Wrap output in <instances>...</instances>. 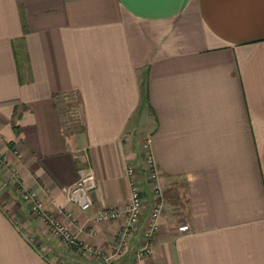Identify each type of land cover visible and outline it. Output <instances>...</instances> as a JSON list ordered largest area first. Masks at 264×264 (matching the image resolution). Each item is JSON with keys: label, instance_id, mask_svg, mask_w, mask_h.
Here are the masks:
<instances>
[{"label": "crops", "instance_id": "obj_1", "mask_svg": "<svg viewBox=\"0 0 264 264\" xmlns=\"http://www.w3.org/2000/svg\"><path fill=\"white\" fill-rule=\"evenodd\" d=\"M66 94L81 115L69 131ZM147 137L164 210L142 264H264V0H0V264H95L53 239L12 170L110 251L121 220L94 216L127 203L128 163L145 179ZM83 168L97 181L87 212L61 191ZM144 198L113 264H133L147 183Z\"/></svg>", "mask_w": 264, "mask_h": 264}, {"label": "built area", "instance_id": "obj_2", "mask_svg": "<svg viewBox=\"0 0 264 264\" xmlns=\"http://www.w3.org/2000/svg\"><path fill=\"white\" fill-rule=\"evenodd\" d=\"M63 99L66 102V107L63 110V128L67 131L74 130L80 125V107L78 105L73 106V101L67 94L64 95ZM142 151L145 179L138 176L134 164L128 163L125 168V176L129 185L127 203L123 206L105 208L94 216V221L98 224L121 220L116 241L110 251L94 242L81 239L79 233L73 232L66 223L51 216L39 194L22 185L16 170H12L11 183L16 186L21 201L29 207L54 240L65 250L75 252L95 264H113L116 258L123 256L130 248V242L138 231L140 218L147 209L144 198V185L147 183L152 202L139 246L133 255V264H142L143 260L152 253L158 222L164 210V193L151 150L150 137L144 140ZM0 165L9 167V164L1 159ZM96 187L97 181L94 173L88 168H83L79 172L77 182L71 186L62 187L61 191L68 204L76 207L80 212H87L93 205L92 193ZM63 213L69 220L73 221L69 212L64 211ZM179 231L186 232L188 227L181 226ZM89 234L94 236L95 231L91 230Z\"/></svg>", "mask_w": 264, "mask_h": 264}, {"label": "rangeland", "instance_id": "obj_3", "mask_svg": "<svg viewBox=\"0 0 264 264\" xmlns=\"http://www.w3.org/2000/svg\"><path fill=\"white\" fill-rule=\"evenodd\" d=\"M74 105H76V103H75V102H73V106H74Z\"/></svg>", "mask_w": 264, "mask_h": 264}]
</instances>
